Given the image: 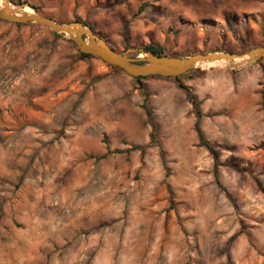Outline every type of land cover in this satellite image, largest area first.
I'll return each instance as SVG.
<instances>
[{"label": "rangeland", "instance_id": "1", "mask_svg": "<svg viewBox=\"0 0 264 264\" xmlns=\"http://www.w3.org/2000/svg\"><path fill=\"white\" fill-rule=\"evenodd\" d=\"M10 2L82 22L116 51L138 50L132 58L150 43L178 58L264 46V0ZM7 47L22 49L8 69L20 102L51 108L68 152L27 170L30 184L1 203L24 215H0V264H264V59L241 69L243 90L225 63L183 76L198 121L174 80L141 90L47 28L0 20Z\"/></svg>", "mask_w": 264, "mask_h": 264}, {"label": "crops", "instance_id": "2", "mask_svg": "<svg viewBox=\"0 0 264 264\" xmlns=\"http://www.w3.org/2000/svg\"><path fill=\"white\" fill-rule=\"evenodd\" d=\"M21 51L18 47L0 50V215L10 217L24 214L10 205L2 207L1 203L8 202L12 194L30 184L25 172L45 164L48 158L62 161L68 152V140L57 138L55 121L49 113L51 108L41 98H34L32 104L26 105L16 95L15 90L22 84L17 85L20 80L9 74V58ZM234 75L238 81L230 84L231 89L243 90L251 83L247 69L236 70Z\"/></svg>", "mask_w": 264, "mask_h": 264}, {"label": "water", "instance_id": "3", "mask_svg": "<svg viewBox=\"0 0 264 264\" xmlns=\"http://www.w3.org/2000/svg\"><path fill=\"white\" fill-rule=\"evenodd\" d=\"M0 20L12 24L36 25L47 28L50 32L67 37L80 53L100 59L109 66L121 69L130 77H179L199 65L225 61L232 70L249 67L264 58V46L255 47L239 55L231 53L193 54L184 58L155 56L144 52L143 57L132 58L138 50L130 49L118 52L109 47L106 41L94 33L82 22L57 23L43 16L31 5H14L10 0H0ZM29 10L30 13L24 12Z\"/></svg>", "mask_w": 264, "mask_h": 264}, {"label": "trees", "instance_id": "4", "mask_svg": "<svg viewBox=\"0 0 264 264\" xmlns=\"http://www.w3.org/2000/svg\"><path fill=\"white\" fill-rule=\"evenodd\" d=\"M31 5V4H30ZM32 7H34L36 10H39L36 6H34V5H31ZM51 20H53V19H51ZM16 26H18V27H21V26H26V25H22V24H15ZM91 30L93 31V28H91ZM94 32V31H93ZM111 48H113V47H111ZM114 49V48H113ZM115 50V49H114ZM143 52H149V53H151V54H153V55H155V56H158V57H160V56H166L165 54H164V51H163V49L160 47V46H157V45H155V44H147V45H145L144 46V48H143ZM78 54H79V58L81 59V60H87V59H89V58H95V57H93V56H90V55H87V54H83V53H80V52H78ZM135 56V55H134ZM264 59V58H263ZM262 59V60H263ZM262 60H260V61H258L257 62V64H260L261 62H262ZM110 67H112V68H114V69H119V68H117V67H113V66H110ZM192 73V72H191ZM195 74H199V71H196V72H194ZM187 74H190V72H188V73H186V74H184V75H181V76H179V77H170V78H166V79H172V80H174V82L176 83V85H177V87L181 90V91H183L185 94H186V96H187V98L190 100V103L192 104V106H193V108H194V110H195V117H196V119L199 121V119L201 118V112H200V110L198 109V102H197V100H196V98L195 97H193L191 94H190V89H189V87H187V86H185L184 85V83L181 81V78L183 77V76H185V75H187ZM147 78H151V77H137V78H134V80L139 84V86H140V89L141 90H143L144 89V85L142 84V80H144V79H147ZM146 115L148 116V118H149V121L151 122V120H150V112L149 111H147L146 110ZM196 132H197V134H198V137H199V140L201 141V143L206 147V149L208 150V151H210V153L213 155V157H214V160L216 161V163H215V166H214V171H213V174H214V177L216 178V180H217V178H218V165H217V159H216V156L213 154V152L211 151V147L209 146V144H207V142H204V138H203V135H202V133H201V131H200V129H199V125H198V123L196 124Z\"/></svg>", "mask_w": 264, "mask_h": 264}, {"label": "bare ground", "instance_id": "5", "mask_svg": "<svg viewBox=\"0 0 264 264\" xmlns=\"http://www.w3.org/2000/svg\"><path fill=\"white\" fill-rule=\"evenodd\" d=\"M0 4H1V1H0ZM24 12H26V13H30V11H29V10H27V9H26ZM221 63H222V64H224V63H225V64H226V66H228V63H227V62H225V61H221V62H220V64H221ZM215 64H219V63L205 64V66H210V65H215Z\"/></svg>", "mask_w": 264, "mask_h": 264}]
</instances>
